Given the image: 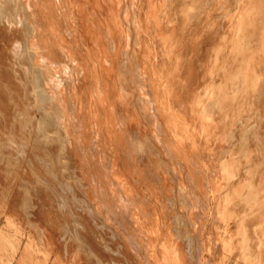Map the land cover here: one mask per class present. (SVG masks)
<instances>
[{
    "label": "bare ground",
    "instance_id": "6f19581e",
    "mask_svg": "<svg viewBox=\"0 0 264 264\" xmlns=\"http://www.w3.org/2000/svg\"><path fill=\"white\" fill-rule=\"evenodd\" d=\"M0 264H264V0H0Z\"/></svg>",
    "mask_w": 264,
    "mask_h": 264
}]
</instances>
